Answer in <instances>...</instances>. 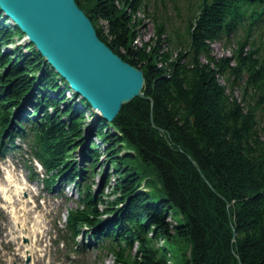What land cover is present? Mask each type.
Here are the masks:
<instances>
[{
	"label": "trees",
	"instance_id": "16d2710c",
	"mask_svg": "<svg viewBox=\"0 0 264 264\" xmlns=\"http://www.w3.org/2000/svg\"><path fill=\"white\" fill-rule=\"evenodd\" d=\"M180 1L172 0L184 24L155 7L154 32L141 39L146 0H77L146 78L144 96L89 126L106 152L88 144L91 102L76 105L71 83L36 45L27 52L18 42L26 33L2 14L0 151L21 137L48 185L79 178L65 230L71 251L99 249L114 264H264V0H196L187 11ZM214 40L230 41V54L216 56ZM80 148L84 164L70 159ZM104 154L120 175L115 199L94 189ZM84 230L91 244L77 241Z\"/></svg>",
	"mask_w": 264,
	"mask_h": 264
},
{
	"label": "rangeland",
	"instance_id": "374dc122",
	"mask_svg": "<svg viewBox=\"0 0 264 264\" xmlns=\"http://www.w3.org/2000/svg\"><path fill=\"white\" fill-rule=\"evenodd\" d=\"M182 1L184 0L180 3ZM191 1L196 0L186 1L181 11H187L186 6L191 4ZM163 6H166L167 11L157 12L165 13L177 25L185 23L182 17L178 16L172 0H146L147 14L141 11L138 13L142 18L139 38L147 39L153 34L152 13L155 12L153 10L155 7L161 10ZM10 23L13 25L12 20ZM19 40L22 44L29 43V39ZM223 41L225 40L211 42L212 52L216 56L230 54L231 42L227 41L225 45ZM73 96L77 98L75 93ZM93 115L92 112H88L86 125L88 128L93 126L97 119ZM93 139L97 143H102L98 137L93 136ZM17 142L22 143L24 148L28 147V144L20 139ZM107 148L104 145L99 149L106 152ZM21 150L22 148H15L4 154L0 153V264H113V257L105 255L106 252L105 256L98 258L100 251L96 249L81 252L69 250L65 230L69 211L79 206L78 187L75 183H71L70 186L64 184L63 187H55L56 189L48 187L43 179L33 176L29 165L37 166L32 161H26ZM82 152L81 148L72 151L70 153L72 162L80 160ZM96 167L97 172L92 177L94 189L98 192L103 189L107 197L115 199L117 196L112 194V185L120 178L119 173L116 168L109 165L106 154ZM39 171L44 172L42 169ZM108 171L112 174L111 180L108 185H104V175ZM14 183L22 186L20 197L16 186L12 185ZM169 220L174 222L172 216ZM24 236L28 239L24 240ZM85 238V235H82L78 240L82 242ZM27 253L31 257L30 263H27Z\"/></svg>",
	"mask_w": 264,
	"mask_h": 264
},
{
	"label": "water",
	"instance_id": "95a60500",
	"mask_svg": "<svg viewBox=\"0 0 264 264\" xmlns=\"http://www.w3.org/2000/svg\"><path fill=\"white\" fill-rule=\"evenodd\" d=\"M47 60L109 121L144 96V70L103 41L77 0H0Z\"/></svg>",
	"mask_w": 264,
	"mask_h": 264
},
{
	"label": "bare ground",
	"instance_id": "6f19581e",
	"mask_svg": "<svg viewBox=\"0 0 264 264\" xmlns=\"http://www.w3.org/2000/svg\"><path fill=\"white\" fill-rule=\"evenodd\" d=\"M12 185H15L16 186V190H17V192H18V195H19V193H20V191H21V188H22V186L21 185H19V184H16V183H14V184H12ZM21 195H19V197H20Z\"/></svg>",
	"mask_w": 264,
	"mask_h": 264
}]
</instances>
